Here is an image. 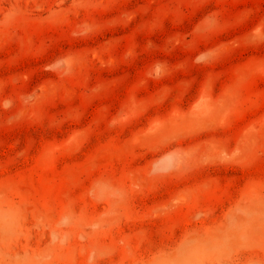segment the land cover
Instances as JSON below:
<instances>
[{
	"label": "rangeland",
	"instance_id": "374dc122",
	"mask_svg": "<svg viewBox=\"0 0 264 264\" xmlns=\"http://www.w3.org/2000/svg\"><path fill=\"white\" fill-rule=\"evenodd\" d=\"M0 264H264V0H0Z\"/></svg>",
	"mask_w": 264,
	"mask_h": 264
}]
</instances>
